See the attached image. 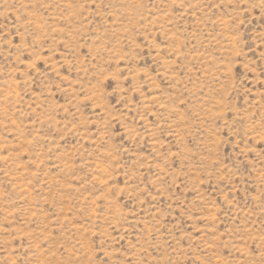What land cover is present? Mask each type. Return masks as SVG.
<instances>
[{"label":"rangeland","instance_id":"1","mask_svg":"<svg viewBox=\"0 0 264 264\" xmlns=\"http://www.w3.org/2000/svg\"><path fill=\"white\" fill-rule=\"evenodd\" d=\"M0 264H264V0H0Z\"/></svg>","mask_w":264,"mask_h":264},{"label":"bare ground","instance_id":"2","mask_svg":"<svg viewBox=\"0 0 264 264\" xmlns=\"http://www.w3.org/2000/svg\"><path fill=\"white\" fill-rule=\"evenodd\" d=\"M52 17V16H51ZM231 45V44H230ZM153 138V137H152ZM109 219V218H108ZM217 249V248H216ZM212 251V250H211ZM221 260V259H220Z\"/></svg>","mask_w":264,"mask_h":264}]
</instances>
